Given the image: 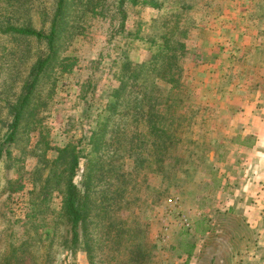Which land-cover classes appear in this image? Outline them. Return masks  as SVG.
Here are the masks:
<instances>
[{
    "label": "rangeland",
    "instance_id": "rangeland-1",
    "mask_svg": "<svg viewBox=\"0 0 264 264\" xmlns=\"http://www.w3.org/2000/svg\"><path fill=\"white\" fill-rule=\"evenodd\" d=\"M86 2L64 12L56 56L4 149L0 255L13 246V264H264V0L125 2L122 28L118 0H101L96 15ZM55 8L0 0V141L7 104L49 54L4 30L46 34ZM166 33L171 50L153 59L148 41ZM171 55L175 83L156 75ZM124 60L130 70L151 62L121 79ZM67 145L92 203L75 245L61 193L40 191L45 160Z\"/></svg>",
    "mask_w": 264,
    "mask_h": 264
},
{
    "label": "trees",
    "instance_id": "trees-1",
    "mask_svg": "<svg viewBox=\"0 0 264 264\" xmlns=\"http://www.w3.org/2000/svg\"><path fill=\"white\" fill-rule=\"evenodd\" d=\"M80 1L82 0H56V8L50 23L49 31L46 34L30 28L14 26H10L4 30V32L12 33L18 36L30 37L37 41L45 42L49 54L46 58H38L35 61L28 73L27 80L22 85L21 94L18 96L14 104H7V130L3 139L0 141V162L3 159V155L8 154V150L4 149L15 141L21 122L27 113V109L31 103L35 87L38 84L40 77L49 66L52 58L56 56L57 44L59 42L58 34L61 32L60 29L62 26L64 12L71 2L76 6ZM100 2L101 0H87V2L83 5L89 10L91 15H96L101 14ZM125 2H130L132 6L137 3L150 4L149 0H118L117 12L121 16V28L124 25L125 19V13L123 11ZM160 41V44L148 41L149 49H152L155 52L153 59L156 58V53H158V55H162L164 52L171 50L168 33L163 34L160 37ZM171 59H173L172 55L169 56L168 60L161 65L160 73H156V75L159 76L158 78L168 83H175L177 79L175 80L174 78V64ZM150 62L146 64L134 65L133 69L130 70V63L124 60L121 63L120 78L131 77L133 79H138L143 73V70L148 67ZM146 116L147 119H155V115L152 110H148ZM55 150L57 151L56 157L51 161L45 160V163L48 164V173L40 191L47 196L49 191L53 190V186H55V188L61 193L62 201L60 215L69 225L71 243L72 245H75L80 241L81 236H86L88 230V220L90 213L92 212V203L89 197V181H82L81 187L75 183V177L77 175V171L79 170L80 163V156L78 154L79 152L76 150V146L67 145L61 149L55 148ZM12 247L13 246H11L9 254L5 256L0 255V264L14 263L16 259L15 254L19 248L17 247L16 249H12Z\"/></svg>",
    "mask_w": 264,
    "mask_h": 264
},
{
    "label": "built area",
    "instance_id": "built-area-1",
    "mask_svg": "<svg viewBox=\"0 0 264 264\" xmlns=\"http://www.w3.org/2000/svg\"><path fill=\"white\" fill-rule=\"evenodd\" d=\"M183 223H184L185 227H188V226H189V223H188L187 219H185V220L183 221Z\"/></svg>",
    "mask_w": 264,
    "mask_h": 264
}]
</instances>
